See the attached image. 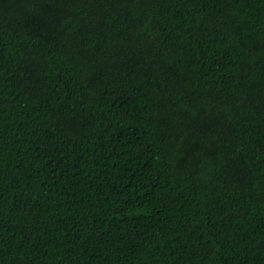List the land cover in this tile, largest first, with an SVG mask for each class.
I'll return each mask as SVG.
<instances>
[{
	"label": "trees",
	"instance_id": "trees-1",
	"mask_svg": "<svg viewBox=\"0 0 264 264\" xmlns=\"http://www.w3.org/2000/svg\"><path fill=\"white\" fill-rule=\"evenodd\" d=\"M0 264H264V0H0Z\"/></svg>",
	"mask_w": 264,
	"mask_h": 264
}]
</instances>
